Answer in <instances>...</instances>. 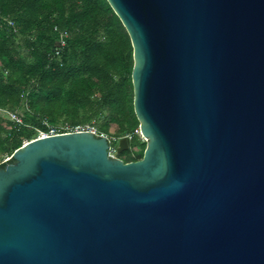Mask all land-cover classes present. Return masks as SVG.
Wrapping results in <instances>:
<instances>
[{
    "label": "water",
    "instance_id": "obj_1",
    "mask_svg": "<svg viewBox=\"0 0 264 264\" xmlns=\"http://www.w3.org/2000/svg\"><path fill=\"white\" fill-rule=\"evenodd\" d=\"M139 161L37 137L0 168V264H264V0H106Z\"/></svg>",
    "mask_w": 264,
    "mask_h": 264
},
{
    "label": "trees",
    "instance_id": "obj_2",
    "mask_svg": "<svg viewBox=\"0 0 264 264\" xmlns=\"http://www.w3.org/2000/svg\"><path fill=\"white\" fill-rule=\"evenodd\" d=\"M132 68L129 37L106 0H0V162L49 128L84 126L106 136L110 149L128 137L116 158L139 161L146 144L137 134Z\"/></svg>",
    "mask_w": 264,
    "mask_h": 264
},
{
    "label": "built area",
    "instance_id": "obj_3",
    "mask_svg": "<svg viewBox=\"0 0 264 264\" xmlns=\"http://www.w3.org/2000/svg\"><path fill=\"white\" fill-rule=\"evenodd\" d=\"M64 46V42L60 41L59 47L56 49L55 54L58 55L61 48ZM6 116L9 118L10 121L12 122H18V118L14 113H6ZM92 132L96 135L95 130L92 127L89 126H84V127H75L72 129H64L62 132L54 129V128H49L47 133H40L38 137H46V136H53V135H57V134H63V133H70V132ZM137 134L139 135V132H137ZM109 155L110 152H109ZM113 156V155H111Z\"/></svg>",
    "mask_w": 264,
    "mask_h": 264
},
{
    "label": "rangeland",
    "instance_id": "obj_4",
    "mask_svg": "<svg viewBox=\"0 0 264 264\" xmlns=\"http://www.w3.org/2000/svg\"><path fill=\"white\" fill-rule=\"evenodd\" d=\"M110 132H111V135H113V134L115 133V127H112V129H111ZM122 138H123V137H122ZM120 139H121V138H120ZM120 139H116V140H115V146L113 147V149L110 150V154L113 155V156H114V150H115V148L117 147V143H118V141H119ZM140 139H141L142 142H145L141 137H140ZM24 143H25V142H24ZM24 143H23V144H24ZM9 158H10V157H9ZM9 158H8V157H4V158L1 160L0 163L6 162Z\"/></svg>",
    "mask_w": 264,
    "mask_h": 264
}]
</instances>
